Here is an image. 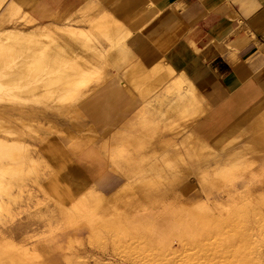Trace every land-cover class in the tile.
<instances>
[{
    "label": "rangeland",
    "instance_id": "obj_1",
    "mask_svg": "<svg viewBox=\"0 0 264 264\" xmlns=\"http://www.w3.org/2000/svg\"><path fill=\"white\" fill-rule=\"evenodd\" d=\"M45 1L46 0H16L19 7L13 15H9L4 19L5 22L3 26L8 27L17 23L18 26H23L27 29L30 26L34 25V27H38L50 21L52 23L62 24L66 20L77 26H81V28L83 30L85 29L84 31L87 32L92 30V23L94 20L99 19L104 13H111L114 19H117L119 24L122 25L123 30L130 32L126 39L131 41L135 38L136 41L141 44L139 32L142 20L138 18V14L132 17L131 14L128 15L124 11V9L131 4V0H127L126 3L123 0L125 3H123V6L116 5V2V4L106 3L105 0H92L88 5L84 6L83 4L85 2L81 4L79 1L76 5L68 7L63 13L59 14L56 13V11L59 10V7L64 5V0H50L51 4L49 9L37 10V5L42 4L43 7L46 3ZM31 20L33 22H31ZM95 36L99 48H108L107 43L109 39L107 37L103 36L100 31L96 32ZM136 41L129 42L133 49L136 46L135 44H137ZM40 42L42 43H40L41 45H44L42 48H48L47 52L53 49L52 46L54 43L55 46L53 47L55 48L57 46L56 42L53 43L50 40H40ZM96 42L94 44H96ZM74 45L75 51H78L79 48L81 49L79 45ZM38 50L39 49H37V51ZM126 50L131 52L128 46ZM141 50V53L137 50V54L147 66L150 67L157 62L166 63L165 59L158 58L156 52L151 50V48L143 46ZM116 52L112 55L111 65ZM20 60L21 57L18 55L13 63H20ZM114 66L115 67H113V65L107 66L111 73L106 72L105 77L109 80L113 75L119 73L122 84H125L126 80L123 75L121 76V72L119 71L122 67L115 63ZM114 71L116 73H113ZM50 72L51 74H49V72L46 73L48 76L43 72L40 73L39 76L36 75L33 79H24V84L12 86L9 88V92L7 90L5 92V89H7L5 83H0L1 86L3 85L2 87L0 86V103L10 100L16 103V108H21L23 105L28 110L32 109L31 115H34V119L36 114L39 118L42 116L41 113L54 115L57 122L55 126L60 131L59 133H52L51 136H60L65 141L67 148L71 147L73 153H78L94 141V126L89 122V118L85 111V105H81L80 107L86 116L76 111L71 113V111L77 108L73 100L70 103L60 101L62 100L58 96L60 94L59 90H61L60 87H56L59 92L56 90V92H53L54 89H56L55 87L51 89L53 93L50 92V89L48 92L43 91L44 86L42 84L47 77L54 74V72L53 74L52 71ZM96 74L99 75V72L96 71ZM96 74L95 77L97 76ZM99 77L100 76H98V78ZM177 78L181 81L178 86L184 85L186 87L187 84H189V82L184 80L182 74ZM80 84L82 85L84 82ZM175 86L174 82L170 81V84L165 86L166 89H163V86L158 87L157 91L162 89L165 90V94L159 93V95H164L162 101L165 100L161 106L162 109L166 110L169 101L183 94V88L177 93L172 94V87L175 88ZM167 89L169 92H167ZM41 91L45 94L48 93V95H52H43ZM22 93H24V96ZM152 96H154V90L148 93L147 96H138V104L135 106V111H137L132 116L130 113H127L126 124H116L115 133L113 132L116 136L112 134L114 137H111L113 141L116 140L115 142H117V136L120 137L125 134L127 136L132 134L133 136H137L132 130H134L136 126H145L146 124L144 125L142 122L153 115L152 111L146 107V101L148 100L149 106L152 107L159 100H156V102L155 100H153V102L152 100L150 101L149 99ZM49 97H53L51 100L54 102H51ZM55 100H57V102ZM49 104L51 107H47ZM207 109L208 107L203 104L199 106L183 107L177 110L172 117H166L162 114L159 119L160 130L155 132L154 140H143L145 134H142V130H140L141 134L138 136L139 142L132 146L133 150L126 149V154L131 152L134 159L139 156H147L151 160L154 158H158L155 160H161L160 163L162 168L158 169L157 173H150V175H157V177H150V179L158 181L157 183H151V185L141 186L140 182L146 178L148 179V177H142V175H147L148 172L146 170H141L134 174L133 178L127 175L125 182H123L112 194L106 195L95 190L91 185L81 193L73 194L66 186H63L57 180L54 171L42 157L40 152L38 154L32 152L34 158L37 157V159H35L38 160L35 161L36 166L33 167L31 163L24 161L20 165L23 168V172H19L18 175L11 174V177L9 176L10 173L7 175V171H5V173L2 169L15 167V164L10 161L12 163L10 165L8 160L2 158L0 160V165L2 166L8 161L9 167H5L7 166L6 163L2 166V169L0 168V175L2 174L0 176V181L3 179L1 183L4 182L3 184L5 185V192L2 191V185H0V202L2 205L7 204L8 211H0V227L13 226L18 222H30V228L33 231L30 233L32 238L29 240L28 246L31 248L30 252L36 253V257L32 258V260L29 258L21 259L18 258L13 251H5L4 247L0 245V264H46V259H51V264H148L149 260L150 264L151 262H153L152 264H175V262H179V260L181 262L182 260L180 256L182 247H179L181 243L176 235V230H179L183 225V228H191L192 230H190L195 234V230L205 224L203 222H207L211 228L218 229L221 237H223V245H226L230 240H234L240 242L245 255L253 254L254 256H258L264 253V143L253 146L250 144L254 136L259 133H264V124L255 128L256 119L261 115L251 120L245 129L238 130V128H234L219 140L214 142L215 138L212 137L210 140L211 142H208L200 137L193 129L194 123L199 117L206 113ZM262 112H264V110H262ZM141 119L142 121L140 122L139 120ZM74 120L76 124H73ZM30 122L32 127L27 130L22 128V130L26 136L25 139L32 144L30 147L34 150V148L38 149V144L44 141L38 139V133H46V139L49 138L50 135H47L48 131L47 129L45 130L43 125H39L33 120ZM180 128H183V130L178 132ZM117 129L118 131H116ZM69 131L71 137L68 136ZM118 132L120 133L117 135ZM150 136L152 135H149L148 139H151ZM162 138L164 140H161ZM156 141H158V146H154ZM136 150L138 151L136 152ZM174 150L180 151L177 160H171L168 163L162 160L166 152L169 151L172 153ZM113 151L116 155L123 153H119V150L115 148ZM105 153L109 160V172L111 178H113V183L118 181L115 184L117 187L124 179L119 177L121 171L119 167L111 161L109 150L105 151ZM123 154H125V152ZM234 161L243 162L244 164L247 163L249 165L251 163V165L247 169L243 167V170L236 172L237 176L230 178V180L228 178L221 181L220 176V178L218 177L217 179L219 181L212 184V181L216 179V175L218 174L216 168L221 166L229 168ZM121 162L123 163L121 166L125 167L126 164H124V160L120 161V163ZM149 163L146 164V168H149L153 162ZM149 170L151 169L149 168ZM190 171L191 173H189ZM197 172L204 174L207 180L201 182L197 178ZM12 175H14V177ZM7 185H9V188ZM7 190L9 191L7 192ZM130 190H138L134 193V196L136 198L140 197V193L144 199L138 202L126 199L127 191ZM118 198H123V200L119 202L117 201ZM136 198H133V200ZM94 200H100L101 204L95 203ZM108 200H111L112 203H108ZM204 201L207 205H205L206 203ZM210 202L212 203L210 204ZM118 204L123 206L116 209L115 206ZM101 208L102 211H100ZM235 208H239L237 209L239 211ZM181 210L184 213L181 212ZM187 211H189V213ZM1 212L3 214H1ZM236 212H238V215ZM55 213V217L50 219ZM234 214L238 216V219H229L231 222L228 220L229 223L225 226L220 224V217L223 218L224 216L225 218L228 215L227 217L232 218L235 216ZM191 215L193 217H191ZM185 216L188 218L186 219ZM190 217L192 219V225L188 227V225H190ZM188 219L189 221H187ZM48 220L53 227H49L50 223ZM180 220L182 223L179 222ZM172 226L176 229H173ZM167 227L169 229L171 228L170 230L172 232L168 230ZM166 231H169V234L173 238L168 234V238L166 237V239L164 237L167 234ZM159 233L162 237L160 241L158 240L161 239L160 235L158 236ZM169 236L171 239H169ZM174 236L176 237L174 238ZM150 238L151 240L149 242ZM18 240L19 238L15 239V241ZM146 240L147 242H143ZM155 240H158L157 244L159 246L163 240H169L165 243L166 249L161 248V250L158 248L159 246H157ZM154 243L156 244V248L153 246L155 245ZM141 245L143 247L145 245V247L143 248ZM167 246H169L168 249ZM145 248H148V250L146 251ZM169 248L171 250L173 249L172 252ZM157 249L162 252L157 251ZM149 250H152L154 254ZM177 250L178 252L174 253V256H172L173 252ZM163 251L168 254L166 255L169 259L165 260L163 258L166 256L162 255L165 254ZM160 253H162V256ZM145 254H147V257ZM152 254L157 257H152ZM177 254L178 257L176 256ZM158 256H161L160 258L164 260H161ZM167 256L166 258H168ZM175 256L177 259L174 258L176 261L172 262ZM142 257L144 259H141ZM147 259H149L148 262ZM178 262L176 264L180 263ZM232 264H237L236 260H232ZM249 264L260 263L252 262Z\"/></svg>",
    "mask_w": 264,
    "mask_h": 264
},
{
    "label": "crops",
    "instance_id": "obj_2",
    "mask_svg": "<svg viewBox=\"0 0 264 264\" xmlns=\"http://www.w3.org/2000/svg\"><path fill=\"white\" fill-rule=\"evenodd\" d=\"M79 1L86 6L92 0H64L56 13H63ZM45 2L43 7L37 5V10L49 9L50 0ZM143 7H147V11L139 12ZM124 11L132 17L138 14L142 20L141 44L135 38L126 39L130 32L124 31L111 13L94 20L92 30L88 31L95 42L98 31L109 39L106 49L99 48L97 42L95 45L104 52L109 66L115 67V63L122 67L119 71L126 80L122 84L120 74L113 75L79 104L80 109L85 105L89 122L94 126V141L78 153L71 152L58 135L38 144L39 152L57 180L73 194L81 193L90 185L106 195L112 194L128 174L133 178L141 170L148 172L142 175L144 178L157 177L150 175L158 172L156 167L149 170L145 166L158 158L139 156L124 160L112 151L111 137L116 124L124 123L127 113L132 116L137 111L138 96H147L154 90L155 96L149 99L153 102L156 94H165L163 89L175 76L182 74L203 97L208 109L194 123L193 129L208 142L212 137L214 142L219 140L234 128L245 129L264 110V0H131ZM128 41H136L135 48L140 53L143 46L151 48L166 63L147 66ZM137 65L142 66L145 73L134 74ZM159 86L163 89L157 91ZM146 107L154 113L157 111L156 104L150 107L148 100ZM155 123L136 126L132 131L138 137L142 130L143 140H154L155 132L160 130V124ZM149 135L153 137L148 139ZM157 142L154 146H158ZM108 150L111 161L121 171L119 177L124 179L117 187L118 181L113 183L109 172L105 153ZM122 160L125 167L121 166Z\"/></svg>",
    "mask_w": 264,
    "mask_h": 264
},
{
    "label": "bare ground",
    "instance_id": "obj_3",
    "mask_svg": "<svg viewBox=\"0 0 264 264\" xmlns=\"http://www.w3.org/2000/svg\"><path fill=\"white\" fill-rule=\"evenodd\" d=\"M122 1L123 0H105L106 3H110V4L111 3H114V4L117 3L116 5H119V6H123L127 2V0H124L125 3H124V1L123 2ZM16 4H17L16 0H0V83H2V82L5 83V87L7 88V89H5L3 87L5 89V92H6V90L9 92V88H11L12 86L14 87L16 84H24L25 83L24 79H27V80L29 78L33 79L34 77H36V75L39 76L40 73H43V72H45V74L48 72H49V74H51L50 71H52V74H53V72H54V74L47 77V79L45 80L44 83L42 82L43 83L42 85L44 86L43 91L48 92L49 89L50 90L52 89V87H55V88L60 87L61 88V90H59L60 92L57 91V88L54 89V91H53V92L57 91L60 93L58 95L60 97V99H62L60 101L61 102L63 101L64 103H70L73 100L75 103V107H77V108L75 110L71 111V113L72 112L74 113L76 111V112H80L81 114H83V112L79 108V104L85 98H87L90 94H92L94 91H96L98 88H100L102 85H104L108 81V78L105 77L106 72L111 73V72H109V70L107 68V66L109 67V64L105 59L104 52H102L98 47H96V45L94 44L95 38L92 34H90L88 31L85 32L84 31L85 29L83 30L82 28L78 27L77 25L71 23L70 21H66V20L62 24L52 23L50 21V22H45L41 26L39 25L38 27H34V25L30 26L27 29H25V27H23V26H18L17 23H14L13 25L8 26V27H4L3 26V23L5 22L4 19L6 17H8L9 15H13L17 11L19 4H17L18 6ZM144 10L147 11V7L141 8L139 10V12H142ZM31 22H33V21L31 20ZM40 40H50L53 43L56 42L57 46L54 48L53 46H55L54 45L55 43L54 44L52 43L53 46L52 45L51 46L53 49L50 50L49 52H47L48 48H42V47H44V45H41L42 43L40 42ZM74 44H77V46L79 45L81 47V49L79 48L81 51L78 49L77 46L76 47H77L78 51H75V49H74L75 45ZM48 45H49V43H48ZM45 47H46V44H45ZM37 49H39V50L37 51ZM18 55H20V57H21L20 63H17V62L13 63V61H15L16 56H18ZM11 60H12V62H11ZM11 63H13V64H11ZM111 68H113V67H111ZM96 71L99 72V75L96 74ZM144 71H145V69H144ZM144 71L142 69V66L137 65L134 69V74H138V76H139V75H142V73ZM113 73H116V72L114 71ZM45 74H43V75L46 76L47 74L46 75ZM95 74L97 75L96 77H95ZM98 76H100V77L98 78ZM177 77L178 76H175L171 80L174 82V84L176 86H175V88L172 87V90L170 88V90H171V92H173L172 94H175L180 89L183 88V91H182L183 94H180L179 97L174 98V100H172V101H169L167 103L166 110L161 108L162 104L165 101V100L162 101V99L164 98V95H159V94L157 95L156 94V97L154 99L155 102H156V100L159 99L156 103V110L157 111H155V113L152 112L153 115L149 118H146L142 122V124H144V125L145 124H153L155 122H156L155 124H159L157 122L159 121L160 116L162 114H164L166 117H168V116L172 117L177 112V110L182 109L183 107H190V106H195V105L199 106V105L204 104L203 97L197 92V90L191 84V82H189V80L182 75L184 80L185 81L187 80V82H189V84H187L186 87L184 85L178 86L181 81ZM82 82H84V84L81 85L80 83H82ZM155 84H156V82H155ZM155 86H157V85H155ZM3 88H1V89H3ZM165 89H166V87H165ZM43 91H41V92H43ZM44 92H43V95H48V93L45 94ZM50 92H52V90ZM167 92H169L168 89H167ZM131 94L133 95L132 92H131ZM22 95L24 96V93H22ZM51 95H48V96H51ZM51 98H53V97H49L50 100H51ZM54 99H55V97H54ZM55 101L57 102V100H55ZM51 102H54V101L51 100ZM49 106H50V104L47 107H49ZM45 108H46V106H45ZM31 111H32V109L28 110L23 105L21 106V108L20 107L16 108V103L13 101H10V100H7L6 102L4 101V102L0 103V160L3 158V159L8 160L9 162L11 161V162H13V164H15V167H9L8 166L9 164L7 163L8 161H6L7 164L6 163H4V164H6L7 166H5V167H9V168H5V169L3 168L4 169L3 170L2 166L4 164L2 166L0 165V168L4 172L7 171V175H8V173H10L9 174L10 177H11V174H14V175L17 174L18 175L19 172H23V168L20 165L24 161H28L29 163L32 164L33 167L36 166L35 161H38V160H36L37 157H35L36 159L34 158L33 153L38 154L39 150L36 148H34V150H33L30 147L32 144L27 142L28 140L25 139L26 136L23 133L22 128H24L26 130L28 128H31L32 124L30 121L33 120V121L37 122L39 125H43V127H45V130L47 129V131H48L47 135L51 136L52 133H55V132L59 133V131H60L55 126V124L57 122H56V118L54 115H50L48 113H41L42 116H40V118L36 114V117L34 119V115H31ZM139 121L141 122L142 119ZM124 123L126 124L127 122L125 121ZM73 124H76L75 120H74ZM262 124H264V112H262L261 116L258 119H256L255 128H258ZM251 126H253V125H251ZM182 130H183V128H180V129H178V132L182 131ZM116 131H118V129ZM119 133L120 132H118L117 135ZM88 135H90V134H88ZM37 136H39L38 139L40 141L46 140V133H43V134L38 133ZM68 136L71 137L70 131L68 133ZM112 137H114V136H112ZM117 139H118L117 142H115L116 140L112 142V148H111L112 151L115 148V149L119 150V153L125 152V154H123V153L118 154L122 158H124V160L131 161L132 159H134L132 156L133 154L131 152L126 154V149H132L133 150L132 146H134V144L139 142V138L137 136H133V134L129 135V136H127L125 134V135H122L120 137L117 136ZM29 141H30V139H29ZM262 143H264V133L257 134L250 141V144L252 146L253 145H261ZM26 147L30 150H28ZM68 149L71 152H73V149H71V147ZM137 151L138 150H136V152ZM179 154H180V151L174 150L172 153L168 151L162 157V160L166 161V163L170 162L171 160H177V158L179 157ZM160 161L161 160L154 161L153 164H151L149 166V168L151 169V168L156 167L157 170L162 168ZM11 162H10V165L12 164ZM42 162H43V159H42ZM39 163H40V161H39ZM37 164H38V162H37ZM250 165H251V163H250ZM250 165L247 163L244 164L243 162L241 163V162H235L234 161L233 164L229 168H225L224 166L218 167V168H216V171L218 172V174L216 175V179L212 181V184L217 183L219 181L217 179H218V177L220 178V176H221V181L228 179V178L230 180V178L237 176L236 172L242 171L243 167L247 169L250 167ZM1 169H0V171H1ZM34 170H35V168H34ZM189 173H191V171ZM14 175H12V176L14 177ZM174 175H176V174H174ZM196 175H197V178L201 182L202 181L205 182L207 180L204 174L198 173ZM1 181H3V179ZM1 181H0V185H2L1 189L3 192H5L4 191L5 185L3 184L4 182L1 183ZM157 182H158L157 180H152L150 178H148V179L146 178L145 180L141 181L140 183H141V186H146L149 184L151 185V183H157ZM7 187L9 188V185H7ZM8 191L9 190H7V192ZM137 191L138 190L127 191V196L125 198L128 200H131V201H136V202L141 201L142 199H144L142 194L139 193L140 197H137V198L134 196V193H136ZM133 198H136V199L133 200ZM121 200H123V198L117 199V201H119V202ZM207 200L210 201L209 199H207ZM214 201H215V199H214ZM94 202L101 204L100 200H94ZM212 202H213V200H212ZM212 202H210V204ZM108 203H112V201L108 200ZM213 204L216 205L215 203H213ZM205 205H207V203ZM116 206H115V208L117 209V208L122 207L123 205L118 204ZM206 208H207V206H206ZM237 209H239V208H237ZM1 210H5L4 212L8 211L7 204L2 205L0 202V211ZM202 211H203V209H202ZM227 211H229V210H227ZM237 211H239V210H237ZM181 212H183V211L181 210ZM187 212L189 213V211H187ZM129 213H130V211H129ZM185 213H186V211H185ZM188 213H187V215H188ZM236 213L238 215V212H236ZM1 214H3V213L1 212ZM55 215H56V213L54 214V216L52 215L50 219L55 217ZM201 215H202V213H201ZM234 215L235 216H233L232 218L227 217L228 215L225 218H224V216H223V218L220 217L219 218L220 224L225 226L226 224L229 223V221H230L229 219H231V220H234L235 218L238 219V216L236 214H234ZM132 217H133V215H132ZM185 217H186V219L188 218L187 216H185ZM191 217H193V216L191 215ZM191 217L189 218L190 219V225H188V227L192 225ZM46 218H47V216H46ZM130 219H131V217H130ZM189 219L187 221H189ZM49 220H48V222L50 223L49 227H51L52 225H51V222ZM179 222H181V220ZM175 223H177V222H175ZM203 223H205L206 225L205 224L202 225L200 223L202 225L200 228L198 226H196L199 229L195 228V229H197V230H195V234L191 231L192 230L191 228H190L191 230L189 228L185 229V228H183L184 227L183 225H182L183 227L181 226V228H179V230H176L177 231L176 235L179 238V242L181 243V245L179 243V245H180L179 247H182V249L180 248L181 249V251H180L181 255L179 254L182 257V260H181V262L179 260L180 263L177 261L179 264H232V260H236L237 264H249L252 262H258L260 264H264V253H261L258 256H254L253 254L245 255L244 250H243L240 242L234 241V240H230L226 245H223V242H222L223 237H221V234L218 231V229L211 228L207 224V222H203ZM187 224H188V222H187ZM197 224H195V225H197ZM30 226H31L30 222L29 223L18 222L17 224H15L13 226L0 227V245L2 247H4L5 251H13L18 256V258H21V259L22 258H24V259L29 258L32 260V258L36 257V253L34 254V252H30L31 248L28 246L29 240L32 238L30 233H31V231H33V230H31ZM161 226H163V225H161ZM165 227H166V225H165ZM168 227H170V226H168ZM168 227H167V229L170 230L171 228L169 229ZM186 228H187V225H186ZM173 229H176V228L173 227ZM154 230H157V229H154ZM161 230H162V228H161ZM163 232H161V233H163ZM166 232H167V234L164 237L168 238L167 235L170 232L169 231H166ZM159 235L161 237L160 233L158 234V236ZM164 235H165V232H164ZM145 236H147V235H145ZM148 236H149V234H148ZM153 236H155V235H153ZM170 236H169V239L173 238L172 236L170 238ZM175 237L176 236H174V238ZM17 238H19V240L15 241V239H17ZM150 240H151V238L149 239V242H150ZM158 240L159 241L162 240V237H161V239H158ZM158 240H155L156 244L158 243L157 242ZM166 241L167 240H165V241L163 240L161 242L160 246L157 244V246H159L158 248H160V249L165 248L166 247V244H165ZM143 242H147V240L143 241ZM152 242H154V241H152ZM171 242H169V243H171ZM173 243H174V241H173ZM141 244H145V243H141ZM156 244L153 245V246H155V248H156ZM150 246H147V247H150ZM142 247H141V249H142ZM144 247H145V245H144ZM168 247L169 246H167V249H168ZM171 247L173 248L172 245H171ZM145 249H146V251L148 250V248H145ZM152 250H149V251L153 253ZM172 250L170 249L171 252H172ZM157 251H159V250L157 249ZM166 251H168V250H166ZM170 251H168V252H170ZM159 252H162V251H159ZM177 252H178V250L173 252L172 256H174V253H177ZM163 253H165V252L163 251ZM149 254H151V253H149ZM153 254H152V257L154 256ZM161 254L162 253H160V255ZM166 254L167 253L162 254V255L165 256ZM145 256L147 257V254H145ZM161 256H158V257L160 258ZM166 256L163 258L165 260L169 259V257L167 256L168 258H166ZM176 256L178 257V254ZM176 256L173 257V260H174V258L177 259ZM154 257H157V256H154ZM163 258H160V259L162 260ZM141 259H144V258L142 257ZM170 259H171V257H170ZM40 260H41V258H40ZM50 260L51 259H48V260L46 259L45 260L46 264L50 263ZM148 260L149 259H147V262H148ZM173 260H172V262L176 261V260H174V261ZM151 261H153V260H151ZM177 262H175V264ZM152 263L153 262H151V264ZM148 264H150V260H149ZM159 264H161V263H159ZM167 264H169V263H167Z\"/></svg>",
    "mask_w": 264,
    "mask_h": 264
}]
</instances>
